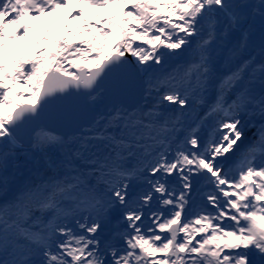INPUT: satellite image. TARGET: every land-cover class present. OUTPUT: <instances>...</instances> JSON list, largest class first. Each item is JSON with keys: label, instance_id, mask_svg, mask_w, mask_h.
<instances>
[{"label": "snow or ice", "instance_id": "6c2138e0", "mask_svg": "<svg viewBox=\"0 0 264 264\" xmlns=\"http://www.w3.org/2000/svg\"><path fill=\"white\" fill-rule=\"evenodd\" d=\"M0 264H264V0H0Z\"/></svg>", "mask_w": 264, "mask_h": 264}, {"label": "rangeland", "instance_id": "374dc122", "mask_svg": "<svg viewBox=\"0 0 264 264\" xmlns=\"http://www.w3.org/2000/svg\"><path fill=\"white\" fill-rule=\"evenodd\" d=\"M73 4H75V0H73ZM87 10V9H86ZM65 11H67V9H65ZM64 18V13L61 12V13H56L52 16H48V17H45L43 18L42 20H32L31 22L35 25L37 23H40V24H43L45 27H48L51 25V22L53 20H63ZM15 29H9V31H14ZM34 33L33 32H30L29 33V38L33 35ZM28 39H25V40H20V39H17V40H13L11 41L12 45H13V48L16 50V51H19L20 50V47H22L24 44L28 43ZM258 53H254V55H256ZM4 56H5V60L6 62H8L10 60V56H11V53L9 52H5L4 53ZM178 63L180 61H177ZM241 148H243V145L241 146Z\"/></svg>", "mask_w": 264, "mask_h": 264}]
</instances>
